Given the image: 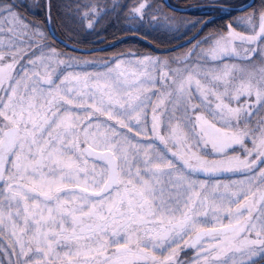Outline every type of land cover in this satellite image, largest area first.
<instances>
[{"label": "snow or ice", "instance_id": "6c2138e0", "mask_svg": "<svg viewBox=\"0 0 264 264\" xmlns=\"http://www.w3.org/2000/svg\"><path fill=\"white\" fill-rule=\"evenodd\" d=\"M207 7L0 0V264H264V0Z\"/></svg>", "mask_w": 264, "mask_h": 264}, {"label": "trees", "instance_id": "16d2710c", "mask_svg": "<svg viewBox=\"0 0 264 264\" xmlns=\"http://www.w3.org/2000/svg\"><path fill=\"white\" fill-rule=\"evenodd\" d=\"M247 0H228V2L233 4H243ZM55 2H63V0H55ZM102 4L111 5L113 0H100ZM117 3L124 4L125 6H129L132 3V0H116ZM148 2L155 4H159L163 7L164 12L169 14H173L177 18H187L191 19L193 17H200L201 19L204 18H211L216 17L213 19L211 24H208L204 32H201V35H204L205 32H208L210 29L214 27V25L223 24L224 21L228 20V16H223L222 14L209 10L207 5L211 3V0H169V2L175 6L185 8L187 10L175 12L173 9L169 8L166 4H164V0H148ZM218 3L224 2V0H217ZM253 3H259V0H254ZM240 14L238 12L231 13L232 16ZM178 23L183 24V20L178 19ZM72 26L77 28L79 31V36L83 40L85 46H96V45H109L112 44L113 47H104L102 51L98 52V55H107L110 51H127L129 50V46L133 45L134 47L131 48L132 51H140V50H147L148 44L142 43V41L137 40H123L120 43H115L116 39H119L122 36H129L133 37L136 35H142V33H138L124 18V13L121 12L119 16L116 15L115 12L107 13L102 21L96 25L95 29L93 30H85L83 33V29L79 28V23L76 21L72 22ZM53 30L55 31L56 35L63 38V32L60 29L59 24L55 21L52 24ZM152 35L157 36L161 43L159 45L153 42V47H165L171 43H175V41H170L167 37L170 34H161L158 30L154 32ZM98 41H94L95 39H99ZM151 39V37H149ZM72 43V41H69Z\"/></svg>", "mask_w": 264, "mask_h": 264}, {"label": "rangeland", "instance_id": "374dc122", "mask_svg": "<svg viewBox=\"0 0 264 264\" xmlns=\"http://www.w3.org/2000/svg\"><path fill=\"white\" fill-rule=\"evenodd\" d=\"M170 15H173V14H170ZM238 15H240V14H237V15H235V16H238ZM174 16V15H173ZM176 17V16H175ZM234 27H236L237 28V31H244L245 30V27H246V25L244 24V22L243 21H241L240 23H239V26H237V25H234ZM83 33H84V29H83ZM99 41L100 40V38L99 39H95L94 41H91V42H95V41ZM96 55H98V52L97 53H95Z\"/></svg>", "mask_w": 264, "mask_h": 264}, {"label": "water", "instance_id": "95a60500", "mask_svg": "<svg viewBox=\"0 0 264 264\" xmlns=\"http://www.w3.org/2000/svg\"><path fill=\"white\" fill-rule=\"evenodd\" d=\"M164 2H165L164 4H166L168 7L172 8V9L181 8V7H176V6L172 5V4H170L168 0H164ZM252 2H253V0H248L247 2H245L243 4L252 3ZM93 48H100V49H102V48H104V46H95Z\"/></svg>", "mask_w": 264, "mask_h": 264}, {"label": "flooded vegetation", "instance_id": "af4514ba", "mask_svg": "<svg viewBox=\"0 0 264 264\" xmlns=\"http://www.w3.org/2000/svg\"><path fill=\"white\" fill-rule=\"evenodd\" d=\"M137 36V35H136ZM142 43H143V41H142ZM138 51V50H137ZM140 51H144V50H140ZM111 52H113V51H110L108 54H110Z\"/></svg>", "mask_w": 264, "mask_h": 264}]
</instances>
